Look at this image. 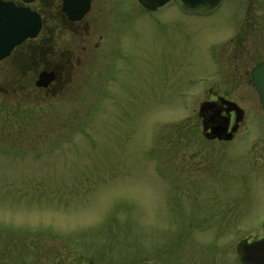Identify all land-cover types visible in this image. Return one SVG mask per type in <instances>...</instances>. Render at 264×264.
<instances>
[{"label": "rangeland", "instance_id": "374dc122", "mask_svg": "<svg viewBox=\"0 0 264 264\" xmlns=\"http://www.w3.org/2000/svg\"><path fill=\"white\" fill-rule=\"evenodd\" d=\"M88 17L55 28L47 54L66 63L51 90L0 60V264H240L238 243L264 232V171L247 156L264 142L249 80L264 0H93ZM212 91L252 118L250 133L204 137Z\"/></svg>", "mask_w": 264, "mask_h": 264}, {"label": "flooded vegetation", "instance_id": "af4514ba", "mask_svg": "<svg viewBox=\"0 0 264 264\" xmlns=\"http://www.w3.org/2000/svg\"><path fill=\"white\" fill-rule=\"evenodd\" d=\"M4 1H10L17 7L29 8V10L36 12L41 19V25L37 34L33 37L25 38L21 43L14 46L10 51V53L4 58L14 57L16 63L24 62L25 67H30V68L33 67L32 69H34V71L36 72V79L34 81V84L37 86V88L42 90L53 89L52 86H54L59 80V76L61 74L60 71L64 66V64L66 63V61L63 60V57L60 54L58 55L47 54L50 51L49 42L51 39H53L52 38L54 36L53 32L55 28L57 29V27L59 25L61 26L63 23L67 25H75L76 27H79L80 24L84 26H88L90 21L89 20L90 17H88V14L90 13V10L92 8L93 0H90V6L88 11L78 20H71L68 14L63 10L64 0H60L56 15H54L52 11H49L48 15L46 14L45 8L47 7L46 4L47 0H34L31 3H25L23 0H4ZM41 1H43L44 3L42 4ZM173 3L181 4L182 8H185L187 10L196 9V8H191L189 5L184 4L178 0L169 2V4H173ZM202 7H206V6L203 5ZM46 19H50V21H52V25L49 26L48 24H46L47 21ZM56 19L61 21L60 23L57 21L59 23L57 25L55 23ZM258 64H256L255 66H257ZM252 69L250 70L249 73V80L251 85L253 86L252 76H251ZM42 73H49V74L53 73L54 77L50 82H48L47 85L38 86L36 82L38 81L39 76ZM261 108L264 114V108L262 105ZM201 117L203 119V128H202L203 135L204 137L209 139H218L220 141H231L233 139H236L237 137L236 135L239 132L241 126H244V128L246 129V130L244 129V131L247 132L246 134L252 131V128L249 124L252 118L246 116L245 112H243L240 109L238 103H236L234 100L228 99L226 95L220 94L216 91H212V94L209 97H207V99L203 100L202 108H201ZM260 136L261 135L254 136L252 140L253 141L252 146L250 147V150L248 152L249 154L246 155L250 160L251 169L264 171V142L262 141V139H260L262 142H259ZM259 143L261 144L257 145ZM255 181L256 182L259 181L260 183H256L254 185H258L260 187L263 186L262 189H264V176L261 177L258 176V178H256ZM260 218L261 215L257 214V220H255L253 224L254 228L255 227L264 228V221H262V219ZM231 232L234 233V231ZM263 242H264V232L261 235L251 236L246 240L238 243L236 250L238 252V261L240 262V264H264L261 263L262 253L264 252L263 251L264 249H259V250L253 249V251L255 252L251 254L250 261L244 258L246 255L244 249L245 247L260 245ZM262 247L264 246L261 244V248Z\"/></svg>", "mask_w": 264, "mask_h": 264}, {"label": "water", "instance_id": "95a60500", "mask_svg": "<svg viewBox=\"0 0 264 264\" xmlns=\"http://www.w3.org/2000/svg\"><path fill=\"white\" fill-rule=\"evenodd\" d=\"M31 2L33 0H23ZM144 7L154 10L170 0H138ZM190 6L208 4L210 7L217 6L221 0H182ZM90 0H64L63 10L71 20L80 19L89 9ZM41 25L40 16L29 8L17 7L10 1L0 0V59L6 57L11 49L21 43L27 37L37 34ZM252 84L255 87L260 102L264 108V61L255 66L251 71ZM53 73H42L36 82L38 86H45L53 79ZM264 246V242L261 243ZM260 245L245 247V259L250 261L251 254L259 250ZM258 248V249H257ZM253 251V252H252ZM264 251V250H263ZM261 263H264V252Z\"/></svg>", "mask_w": 264, "mask_h": 264}]
</instances>
